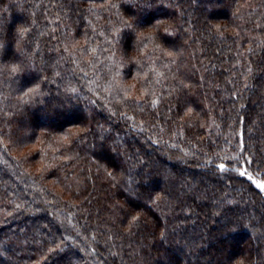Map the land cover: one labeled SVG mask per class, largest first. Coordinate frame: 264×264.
Wrapping results in <instances>:
<instances>
[{"label":"trees","instance_id":"obj_1","mask_svg":"<svg viewBox=\"0 0 264 264\" xmlns=\"http://www.w3.org/2000/svg\"><path fill=\"white\" fill-rule=\"evenodd\" d=\"M248 172L264 0H0V264H264Z\"/></svg>","mask_w":264,"mask_h":264},{"label":"rangeland","instance_id":"obj_2","mask_svg":"<svg viewBox=\"0 0 264 264\" xmlns=\"http://www.w3.org/2000/svg\"><path fill=\"white\" fill-rule=\"evenodd\" d=\"M36 148L35 144H31L30 146L27 147V149L24 150V148H21L18 153L23 154L26 153L28 151H34V149ZM242 171L244 172L245 170L242 168ZM248 176L251 177V179L256 183V185H264V179L263 178H259L257 176L252 175L251 173L248 172ZM260 189H262L261 187H259ZM262 191L264 192V189H262Z\"/></svg>","mask_w":264,"mask_h":264},{"label":"snow or ice","instance_id":"obj_3","mask_svg":"<svg viewBox=\"0 0 264 264\" xmlns=\"http://www.w3.org/2000/svg\"><path fill=\"white\" fill-rule=\"evenodd\" d=\"M220 167L223 168V165H221ZM241 175H243V173H241ZM258 187H261L262 189H264V185H258Z\"/></svg>","mask_w":264,"mask_h":264}]
</instances>
